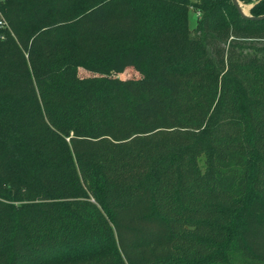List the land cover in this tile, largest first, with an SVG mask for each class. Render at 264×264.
I'll use <instances>...</instances> for the list:
<instances>
[{"label":"trees","instance_id":"obj_1","mask_svg":"<svg viewBox=\"0 0 264 264\" xmlns=\"http://www.w3.org/2000/svg\"><path fill=\"white\" fill-rule=\"evenodd\" d=\"M0 21V264H264V17L0 0Z\"/></svg>","mask_w":264,"mask_h":264},{"label":"rangeland","instance_id":"obj_2","mask_svg":"<svg viewBox=\"0 0 264 264\" xmlns=\"http://www.w3.org/2000/svg\"><path fill=\"white\" fill-rule=\"evenodd\" d=\"M239 2L241 3V7L243 9H245V12H249V6L251 4H253V2H244L243 0H239ZM197 20H198V11L194 8H190L188 10V27L192 32L197 25ZM79 73L81 75L86 74V72L82 68L79 69ZM120 75H122V76H135V75H137V73L131 69H127L126 71H124Z\"/></svg>","mask_w":264,"mask_h":264},{"label":"water","instance_id":"obj_3","mask_svg":"<svg viewBox=\"0 0 264 264\" xmlns=\"http://www.w3.org/2000/svg\"><path fill=\"white\" fill-rule=\"evenodd\" d=\"M231 1L235 5V7L237 8L240 15H242V16L249 17V18H262V17H264V13L254 16V15H251L250 12L243 11L242 7H241V3L239 2V0H231ZM251 5L249 6V8L251 7Z\"/></svg>","mask_w":264,"mask_h":264},{"label":"bare ground","instance_id":"obj_4","mask_svg":"<svg viewBox=\"0 0 264 264\" xmlns=\"http://www.w3.org/2000/svg\"><path fill=\"white\" fill-rule=\"evenodd\" d=\"M243 11H245V9L242 8Z\"/></svg>","mask_w":264,"mask_h":264},{"label":"built area","instance_id":"obj_5","mask_svg":"<svg viewBox=\"0 0 264 264\" xmlns=\"http://www.w3.org/2000/svg\"><path fill=\"white\" fill-rule=\"evenodd\" d=\"M1 22V21H0Z\"/></svg>","mask_w":264,"mask_h":264}]
</instances>
